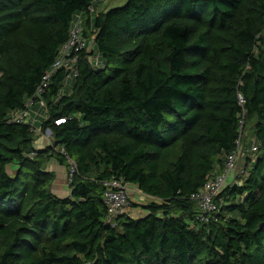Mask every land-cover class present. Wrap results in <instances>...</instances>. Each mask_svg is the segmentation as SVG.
<instances>
[{
	"label": "trees",
	"instance_id": "obj_1",
	"mask_svg": "<svg viewBox=\"0 0 264 264\" xmlns=\"http://www.w3.org/2000/svg\"><path fill=\"white\" fill-rule=\"evenodd\" d=\"M95 1L0 0V264H264V0H126L93 17ZM80 14L103 66L83 51L68 94L66 69L52 74L39 149L11 117ZM243 113L256 159L201 222L192 195L224 171ZM53 160L76 165L68 196ZM112 177L151 199L130 202L145 216L107 222Z\"/></svg>",
	"mask_w": 264,
	"mask_h": 264
},
{
	"label": "built area",
	"instance_id": "obj_2",
	"mask_svg": "<svg viewBox=\"0 0 264 264\" xmlns=\"http://www.w3.org/2000/svg\"><path fill=\"white\" fill-rule=\"evenodd\" d=\"M83 51L89 53L93 52V54L88 58L94 67L103 66L99 54L96 52V50H94V41L92 39L87 41L83 37L82 16L80 14L76 16L74 22L72 23L67 42L59 50L57 59L52 65L51 69L44 75L43 80L37 87L35 94L32 96V98L27 100L23 110L15 112L12 115L11 121L15 123H27L31 126L35 133L42 134L37 123L46 118V114L40 119L38 117L39 113L36 112V115H33L32 109L35 106H38L40 109H44L46 111V104L42 95L48 88L49 82L54 72L60 69H66L68 75L64 82L65 86L70 80H72L73 77L77 76V64L80 54ZM239 102L241 104L244 103V99L241 95H239ZM243 115L244 113L242 114L241 128L239 130V138L236 142V150L227 156L224 171L219 174L212 173L209 175L204 186L198 192L192 195V199H194L199 206L200 214L198 215L197 220L201 222H208L211 214L219 212L215 203L217 196L226 187L232 184H239V179L242 176L246 177L248 175V169L256 159V153L258 152L260 144L255 138H252L249 143V147L245 148V143L243 142L244 136L242 132L244 125ZM63 121V119L58 120L56 123L60 124ZM42 135L50 137V131H47ZM245 153H247V157L250 159L247 165L248 169L245 168V165L242 169H239L237 161H239L241 157L245 156ZM75 170L76 165L72 163L69 170H67V183L72 179ZM104 186L107 188L104 198V202L108 209L107 222L115 224L114 219L117 216L125 213L126 207L130 205V196L134 195L136 192H140L134 186L125 183L122 179H118L116 177L106 180L104 182Z\"/></svg>",
	"mask_w": 264,
	"mask_h": 264
},
{
	"label": "rangeland",
	"instance_id": "obj_3",
	"mask_svg": "<svg viewBox=\"0 0 264 264\" xmlns=\"http://www.w3.org/2000/svg\"><path fill=\"white\" fill-rule=\"evenodd\" d=\"M125 2H126V0H96L92 5V12H93L92 16L94 17L100 12H105L111 8L122 6L125 4ZM71 82H72V80H70L69 83L63 88L62 94H68L70 92L71 87H72ZM32 111H33V115H36V112L39 113L38 117L40 119L46 114V111L44 109H40L38 106H35L32 109ZM37 125L39 126V123H37ZM48 139L50 140V138H48ZM243 142L245 143V141H243ZM248 147H249V145H248ZM246 160H247V153H245V156L241 157L240 160L237 161V165H238L239 169H242L244 167ZM55 162L56 161H54V163H53L54 165H56ZM49 164H50V165H48L49 168L55 169L54 167H52L53 164H51V162ZM66 174H67L66 169H63V172L58 173V179H57L58 182H56L57 181L56 180L55 183L53 184V185H55L53 187L54 191L60 190L59 186L61 184V181L62 182L67 181ZM130 199H131L132 203H137V204H146L147 202H149V200H151L150 198H147L146 196H144L142 193H137V192L134 193V195H131ZM125 211L133 219L141 218L147 214V212L141 206H133L132 204L127 206Z\"/></svg>",
	"mask_w": 264,
	"mask_h": 264
},
{
	"label": "crops",
	"instance_id": "obj_4",
	"mask_svg": "<svg viewBox=\"0 0 264 264\" xmlns=\"http://www.w3.org/2000/svg\"><path fill=\"white\" fill-rule=\"evenodd\" d=\"M40 123V122H39ZM48 138H50V137H46L45 135H42V134H40V136H39V138H38V140H37V142L35 143V146L37 147V148H39V149H41V148H44L45 146H47V145H49L50 144V142L52 141V138H50V140L48 139ZM54 163V161H51V164H53ZM55 164L56 165H54L53 164V166L52 167H54L55 169H52V168H49L48 167V170H50V171H54L55 173H56V175H57V178H56V180L58 179V173H60V172H63V169H65V168H63V167H61L58 163H56L55 162ZM50 165V164H49ZM61 176V175H60ZM62 178V177H61ZM64 180V179H63ZM61 181V180H60ZM56 182H58V180L56 181ZM55 183V182H54ZM55 185H53V187H54ZM53 187H52V190H53ZM60 190L59 191H54L53 190V192L55 193V194H57V195H59V196H61V197H65V196H68L69 195V187H68V183H67V181H65V182H62L61 181V184H60Z\"/></svg>",
	"mask_w": 264,
	"mask_h": 264
}]
</instances>
